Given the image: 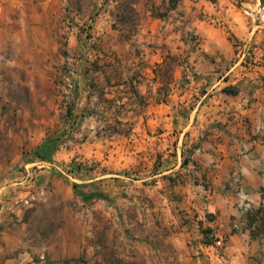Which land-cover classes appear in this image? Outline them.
<instances>
[{
	"label": "crops",
	"instance_id": "crops-1",
	"mask_svg": "<svg viewBox=\"0 0 264 264\" xmlns=\"http://www.w3.org/2000/svg\"><path fill=\"white\" fill-rule=\"evenodd\" d=\"M239 3L257 9L264 0H217L223 26L192 21L201 37L196 47L161 24L126 38L100 18L94 38L103 46L84 48L72 31V58L57 57L76 61L77 92L72 130L52 157L140 167L135 179L118 175L102 185L100 177L88 178L96 188L86 196L111 222L120 214L122 245L151 253V264H264V232L248 219L264 205V13L253 22ZM64 4L0 0V15L12 7V43L26 38L30 51L50 43ZM228 29L255 44L252 66L235 61ZM47 161L28 155L21 176L0 186V264H109L94 240L65 227L42 242L32 234L26 211L34 203L25 198L34 197L32 176L46 171L38 169ZM236 174L241 191L232 183ZM131 207L137 222L126 218ZM207 229L225 233L222 247L202 242ZM161 238L178 251L162 249Z\"/></svg>",
	"mask_w": 264,
	"mask_h": 264
},
{
	"label": "rangeland",
	"instance_id": "rangeland-1",
	"mask_svg": "<svg viewBox=\"0 0 264 264\" xmlns=\"http://www.w3.org/2000/svg\"><path fill=\"white\" fill-rule=\"evenodd\" d=\"M216 2L179 0L174 5L172 0H65L63 19L53 22V40L47 45L34 47L32 51L26 38H17V44L12 43V7H4L0 15V186L21 176L26 170L28 155L48 158L46 165L38 169L46 171L32 176L34 197L25 198L29 199V203H34L27 209L26 216L31 223L32 234L38 236L40 242L65 227L75 235L94 240L98 244L99 257L103 261L109 260V264L152 263L151 253L137 248H129L127 252L126 246L122 245L120 214H114V222H111L102 209L97 212L92 209L93 202L86 196L96 188L85 182L88 178L100 177L102 185L105 180L119 179L118 175L135 179L140 167L137 164H101L100 161L96 164L77 160L76 154L68 160L52 157L57 143H65L68 138L66 135L72 130V100L77 92L76 88L72 97L67 98L63 81L69 67L73 66L76 70V61L65 59L57 63V57L62 55L72 58L74 52L69 38L72 31L77 41L83 40L84 48L97 49L103 46L102 41L98 42L94 38L100 18L126 38L137 33L145 37L154 23L158 26L161 24L169 32L177 31L182 40L196 47L201 37L190 28L192 21L205 19L223 26V19H219L214 12ZM239 7H243V13L256 23L264 13V5L255 9L254 6L239 3ZM227 31L234 44L235 61L247 67L252 66L255 44L236 36L230 29ZM47 48L50 50L45 61L44 51ZM50 53L56 55L51 57ZM168 74L167 67L162 75L167 77ZM257 136L260 139L263 137L261 133H257ZM259 167L263 178L260 187L262 192L264 164ZM236 177L240 178L238 174ZM232 183L235 189L242 190V182L239 186L235 181ZM101 190L103 195L104 186ZM138 217L135 207L126 213V218L132 222H137ZM209 232L225 236L222 231ZM262 232L264 228L259 231ZM213 241L209 238L207 244ZM202 242L206 243L204 239ZM157 244L165 251H178L162 238L157 240Z\"/></svg>",
	"mask_w": 264,
	"mask_h": 264
},
{
	"label": "built area",
	"instance_id": "built-area-1",
	"mask_svg": "<svg viewBox=\"0 0 264 264\" xmlns=\"http://www.w3.org/2000/svg\"><path fill=\"white\" fill-rule=\"evenodd\" d=\"M73 67V66H72ZM69 67L68 71L64 74V86L66 88L67 92V98L72 97L71 95L74 93V91L77 88L76 83L74 82L73 76L76 74L75 68ZM235 183L239 186L241 184V180L239 177L235 178ZM237 226V225H235ZM212 238L213 244L222 247L225 242V236L223 235H217L215 232H205L203 233V239L205 240L207 244V239ZM212 244V243H211Z\"/></svg>",
	"mask_w": 264,
	"mask_h": 264
},
{
	"label": "trees",
	"instance_id": "trees-1",
	"mask_svg": "<svg viewBox=\"0 0 264 264\" xmlns=\"http://www.w3.org/2000/svg\"><path fill=\"white\" fill-rule=\"evenodd\" d=\"M179 0H172V2L174 3V5L178 2ZM158 15H162V14H158ZM224 91L226 92H234V90H232L230 87L225 88ZM262 197L264 199V188L262 189ZM248 219L250 221V223H254L256 221H260V226L258 227V231H260L261 229L264 228V205L262 204L261 206H259L258 208H256L253 212H250L248 214ZM207 232H209L210 230L207 229Z\"/></svg>",
	"mask_w": 264,
	"mask_h": 264
}]
</instances>
